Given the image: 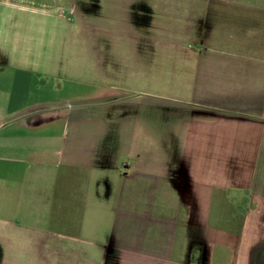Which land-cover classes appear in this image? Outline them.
Masks as SVG:
<instances>
[{
	"label": "crops",
	"instance_id": "obj_1",
	"mask_svg": "<svg viewBox=\"0 0 264 264\" xmlns=\"http://www.w3.org/2000/svg\"><path fill=\"white\" fill-rule=\"evenodd\" d=\"M238 2L152 103L144 69L55 67L79 0H0V264H264V0Z\"/></svg>",
	"mask_w": 264,
	"mask_h": 264
},
{
	"label": "rangeland",
	"instance_id": "obj_2",
	"mask_svg": "<svg viewBox=\"0 0 264 264\" xmlns=\"http://www.w3.org/2000/svg\"><path fill=\"white\" fill-rule=\"evenodd\" d=\"M234 2L79 0L76 17L59 26L51 47L55 67L66 78L78 76L81 68L118 74L144 69L151 74L152 103L163 102L160 94L174 87L177 73L191 65L186 60L201 54L199 47L180 42L200 35L208 13L239 4Z\"/></svg>",
	"mask_w": 264,
	"mask_h": 264
}]
</instances>
